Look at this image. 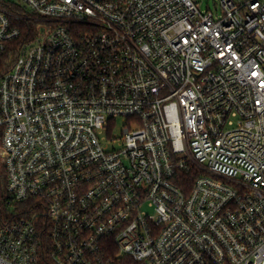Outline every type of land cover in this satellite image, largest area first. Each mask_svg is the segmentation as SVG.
I'll use <instances>...</instances> for the list:
<instances>
[{
  "label": "built area",
  "instance_id": "1",
  "mask_svg": "<svg viewBox=\"0 0 264 264\" xmlns=\"http://www.w3.org/2000/svg\"><path fill=\"white\" fill-rule=\"evenodd\" d=\"M220 5L0 0V264H264V0Z\"/></svg>",
  "mask_w": 264,
  "mask_h": 264
},
{
  "label": "trees",
  "instance_id": "2",
  "mask_svg": "<svg viewBox=\"0 0 264 264\" xmlns=\"http://www.w3.org/2000/svg\"><path fill=\"white\" fill-rule=\"evenodd\" d=\"M0 145H1V132H0ZM185 180L188 181L189 184L190 182L192 183V180H190V178L189 179L186 178ZM7 183H8V179H7L6 169L4 167L2 158L0 157V227L12 221L17 214V210L12 209L13 206L10 205V203L5 197L7 190ZM114 264H136V263L128 258L121 257Z\"/></svg>",
  "mask_w": 264,
  "mask_h": 264
},
{
  "label": "rangeland",
  "instance_id": "3",
  "mask_svg": "<svg viewBox=\"0 0 264 264\" xmlns=\"http://www.w3.org/2000/svg\"><path fill=\"white\" fill-rule=\"evenodd\" d=\"M220 1L221 0H193V2L196 4L197 8L201 12L213 13L215 15V18L220 17L222 14ZM121 127H122V120H119L117 132H119Z\"/></svg>",
  "mask_w": 264,
  "mask_h": 264
}]
</instances>
